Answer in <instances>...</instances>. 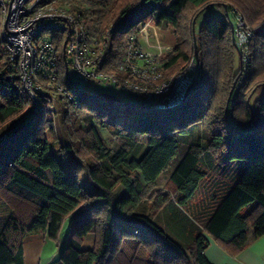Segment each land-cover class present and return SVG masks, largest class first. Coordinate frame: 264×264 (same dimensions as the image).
<instances>
[{
  "label": "trees",
  "instance_id": "trees-1",
  "mask_svg": "<svg viewBox=\"0 0 264 264\" xmlns=\"http://www.w3.org/2000/svg\"><path fill=\"white\" fill-rule=\"evenodd\" d=\"M81 1L89 6L88 30L108 35L109 60L120 57L129 34L151 18L158 28L171 29L175 40L161 57L162 79L194 57V43L197 74L185 100L169 109L119 99L108 108L82 90L72 91V100L57 97L62 142L39 103L12 158H0V264H22L28 238L44 232L56 238L61 222L80 210L88 218L74 228L63 264H213L204 253L210 239L236 255L264 235V68L257 69L264 65V0L227 1L250 29L243 82L227 13L207 15L194 27L200 11L226 2ZM18 84L0 37V137L32 111ZM101 129L121 142L108 147ZM178 155L170 191L154 189ZM84 173L96 190L83 187ZM146 196L154 211L136 210Z\"/></svg>",
  "mask_w": 264,
  "mask_h": 264
},
{
  "label": "built area",
  "instance_id": "built-area-1",
  "mask_svg": "<svg viewBox=\"0 0 264 264\" xmlns=\"http://www.w3.org/2000/svg\"><path fill=\"white\" fill-rule=\"evenodd\" d=\"M0 8V37L19 87L33 102V112L42 103L54 115L57 97L72 100V91L93 83L115 90L125 101L169 109L185 100L197 74L191 57L175 74L162 79L161 57L171 47L161 43L162 34L151 18L129 34L120 57L109 60L108 35H93L79 11L55 0H0ZM227 15L235 47L246 53L249 27L236 11Z\"/></svg>",
  "mask_w": 264,
  "mask_h": 264
},
{
  "label": "rangeland",
  "instance_id": "rangeland-1",
  "mask_svg": "<svg viewBox=\"0 0 264 264\" xmlns=\"http://www.w3.org/2000/svg\"><path fill=\"white\" fill-rule=\"evenodd\" d=\"M55 1H56V4L63 5L67 8L81 12L84 15V17L86 19H88V15H89L88 8H89V6H88V4L84 3L83 1H81V0H55ZM127 1L128 0H119V5H123ZM227 1L228 0H222V2H226L225 3L226 5L223 7L219 6L217 4H213V5L207 6L205 9L200 11L195 17V23H194L195 30H198V28L200 27L204 18L210 14L216 15L218 17H225V11L227 14H229V13L231 14V12L234 10L241 15L240 11H238L236 9L237 6L230 1L229 2H227ZM262 2H264V1H262ZM259 7H260L261 12L264 13V4L259 5ZM260 17L261 18L264 17V14H262ZM242 18H243V16H242ZM1 20H2V18H1V8H0V21ZM243 20L245 21L244 18H243ZM245 23L247 24L246 21H245ZM247 26H248V24H247ZM160 30H162L166 36V39L161 41V43L162 44H170L173 46L175 43V40H174V37L172 34V30L166 29V28L160 29ZM249 32H250V29H249ZM162 39H163V36H162ZM240 54H241V68H242V70H241V78L239 79V82H243L245 72H246L245 71L246 68H244V67L246 66L247 55H246V53H241V52H240ZM262 68H264V65H261L260 68L257 67L258 72L261 71ZM82 91L88 96L96 97L94 99L96 104L101 105V106H105L108 108L112 107L111 102L113 99H119V100L125 101L124 99H122V97L115 90L108 89L105 86L97 87L94 83L84 86L82 88ZM261 94L264 95V89H262ZM46 112L51 115V113L49 111H46ZM51 117L54 119L53 120L54 131L56 133L57 139H58V141L62 142L63 135H62V129H61L62 127H61L59 115H56V113H55L54 115H51ZM36 119H37V113L32 112L31 110H28L26 114H24L21 117H19L18 119H16L15 124L17 125V128L14 129L13 132L8 131L7 136L0 142V158L1 159L8 160V159L12 158L13 154L16 152L19 140L34 125ZM101 134L103 136L105 144L108 147H113L115 145H118L121 142V140L119 138L112 136L105 129H101ZM144 139H145L144 137H141L139 139V143L142 145V147L144 146ZM178 159H179V155L173 159V162L171 163L169 168L161 173V175L157 179V183L155 184L154 189L161 190V191H170L171 186H170L168 180L170 177V173H171L172 169L174 168V165ZM81 184L88 191H93V190L97 189L94 184L90 183L87 180V176L85 173L82 175ZM197 199H199V197H197ZM136 210L143 211V212L154 211L151 208V202L148 199V196H146L145 200H142L138 203ZM87 218L88 217H86V212L84 210H80L78 216H76L75 219H72L71 222H72V224L79 225L82 222H85ZM69 223H70V219H65L62 223V227H64V228H63V232L61 233V237H64L65 239L67 237V228H68ZM91 242H92V236H88L86 238L85 245L89 246L91 244Z\"/></svg>",
  "mask_w": 264,
  "mask_h": 264
},
{
  "label": "crops",
  "instance_id": "crops-1",
  "mask_svg": "<svg viewBox=\"0 0 264 264\" xmlns=\"http://www.w3.org/2000/svg\"><path fill=\"white\" fill-rule=\"evenodd\" d=\"M159 32L163 36L162 41L165 40L164 32L160 29ZM163 45L173 47L170 44ZM71 220L67 228L66 239L61 237L64 228L62 227L63 221L56 238L49 236L48 232L28 238L23 244L22 264H63L61 253L68 244L74 228L79 226L72 224ZM204 253L213 264H264V235L249 240L245 247L234 256L227 254L215 241L210 239Z\"/></svg>",
  "mask_w": 264,
  "mask_h": 264
},
{
  "label": "water",
  "instance_id": "water-1",
  "mask_svg": "<svg viewBox=\"0 0 264 264\" xmlns=\"http://www.w3.org/2000/svg\"><path fill=\"white\" fill-rule=\"evenodd\" d=\"M229 24H230V28H231V32H232V43L235 46V42H234V39H233V27H232V23L229 21ZM194 57H195V60L197 62L198 61V57H197V51H196V45H195V43H194ZM62 59H63V62H64V66H66V61H65V56L64 55H63V58ZM240 59H241V55H240ZM236 82H237V79L234 80V82H233V84L231 86V89L229 91V97L228 98H230ZM189 90H190V87L188 88V92H189ZM125 102L127 104H129V105H134V103H132V102H129V101H125ZM252 115L254 117V112H252Z\"/></svg>",
  "mask_w": 264,
  "mask_h": 264
}]
</instances>
